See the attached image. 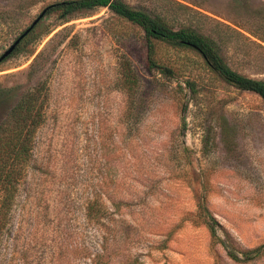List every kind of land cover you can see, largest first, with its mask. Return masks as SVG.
Listing matches in <instances>:
<instances>
[{
	"label": "rangeland",
	"instance_id": "374dc122",
	"mask_svg": "<svg viewBox=\"0 0 264 264\" xmlns=\"http://www.w3.org/2000/svg\"><path fill=\"white\" fill-rule=\"evenodd\" d=\"M57 1L0 0V55ZM125 1L194 24L264 80V0ZM31 34L0 62V121L26 91L43 102L0 264H264L263 98L191 49L148 55L106 7L46 13Z\"/></svg>",
	"mask_w": 264,
	"mask_h": 264
},
{
	"label": "trees",
	"instance_id": "16d2710c",
	"mask_svg": "<svg viewBox=\"0 0 264 264\" xmlns=\"http://www.w3.org/2000/svg\"><path fill=\"white\" fill-rule=\"evenodd\" d=\"M46 7V13L56 12L63 21H68L71 17L94 8L106 7L143 30L148 55L153 54V41H162L176 48L191 49L198 53L208 68L227 84L240 90L254 92L264 99V80L245 75L232 68L220 54L217 40L192 23L174 27L160 14L133 6L125 0H61ZM33 28L19 41L14 51L25 47L31 41ZM150 64L154 66L156 63L150 59ZM162 69L170 73L166 67ZM41 93L42 89L22 93L8 114L0 121V227L6 224V215L17 191L18 182L32 154L35 130L42 120ZM207 223L211 233L215 235L214 218L211 217ZM240 252L246 259L254 256L249 250ZM230 254L237 258L232 251Z\"/></svg>",
	"mask_w": 264,
	"mask_h": 264
},
{
	"label": "water",
	"instance_id": "95a60500",
	"mask_svg": "<svg viewBox=\"0 0 264 264\" xmlns=\"http://www.w3.org/2000/svg\"><path fill=\"white\" fill-rule=\"evenodd\" d=\"M47 10V7L43 8L41 10V12L37 15V17L30 23V25L23 30V32L9 45V47L7 49L4 50V52L0 55V62L7 57L8 55H10L15 47L17 46V44L19 43V41L36 25V23L45 15Z\"/></svg>",
	"mask_w": 264,
	"mask_h": 264
}]
</instances>
